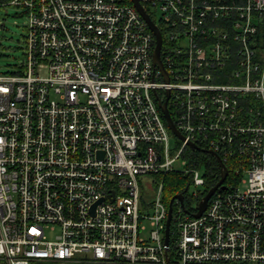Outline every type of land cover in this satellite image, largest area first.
Instances as JSON below:
<instances>
[{
	"label": "built area",
	"instance_id": "1",
	"mask_svg": "<svg viewBox=\"0 0 264 264\" xmlns=\"http://www.w3.org/2000/svg\"><path fill=\"white\" fill-rule=\"evenodd\" d=\"M139 1L168 78L132 0L0 1L28 16L0 72V264H264V0ZM199 149L228 175L194 216ZM170 172L198 202L166 243Z\"/></svg>",
	"mask_w": 264,
	"mask_h": 264
},
{
	"label": "rangeland",
	"instance_id": "2",
	"mask_svg": "<svg viewBox=\"0 0 264 264\" xmlns=\"http://www.w3.org/2000/svg\"><path fill=\"white\" fill-rule=\"evenodd\" d=\"M28 16L24 7L15 4L0 6V72H14L18 70L25 58V40ZM176 137L171 136L170 145L174 147ZM206 166L202 167L201 173L204 174ZM246 184H241L243 189ZM192 184L189 186L186 195V202L189 205H197V199H192L191 194L195 190ZM204 191L205 186H199ZM168 198L170 200L171 196ZM174 225V223H173Z\"/></svg>",
	"mask_w": 264,
	"mask_h": 264
},
{
	"label": "water",
	"instance_id": "3",
	"mask_svg": "<svg viewBox=\"0 0 264 264\" xmlns=\"http://www.w3.org/2000/svg\"><path fill=\"white\" fill-rule=\"evenodd\" d=\"M132 1L139 8L140 12L149 20L151 26L153 27V29H154V31L156 33V36H157V46H156L155 52H154V60L163 69L166 77L168 78L167 72H166V70L164 68V65H163V62H162V59H161V55H160L161 45H162V35H161V32H160L159 28L155 25V23H153V21H151L149 15H147V13H146L145 9L143 8L141 2L139 0H132ZM161 107H162L164 116L166 117V120L168 122L169 127L172 129V131L176 135H178L181 138H184V136L179 131V129L176 127V125H175V123L173 121V118H172L171 113L169 111V108L167 106V101L162 102L161 103ZM190 145L193 148H198V146L196 144H194V143H190ZM206 151L212 153L217 158L218 163H219V166H220V178L218 179V181L214 185H212L208 189V191L202 197V199L199 202V208H198V210L193 213L194 216H200L203 213V211L207 207V203H208L209 198L216 191V189H218L219 187L220 188H224L225 187V185L223 184V182L225 181V179H226V177L228 175L227 165L224 163V161L222 160V158L217 153H215L213 150H211V149H207ZM187 189H188V186H186L183 191H186ZM176 198H178L183 203L184 196H183L182 191L173 194L171 196V198H170V201H169V214H168L167 226H166V243H168V241H169L170 223H171L172 211H173V202H174V200Z\"/></svg>",
	"mask_w": 264,
	"mask_h": 264
},
{
	"label": "trees",
	"instance_id": "4",
	"mask_svg": "<svg viewBox=\"0 0 264 264\" xmlns=\"http://www.w3.org/2000/svg\"><path fill=\"white\" fill-rule=\"evenodd\" d=\"M0 1H8V0H0ZM195 154L197 155V166L203 167L206 166L207 170V189L214 185L218 179L220 178V166L217 158L210 152L204 150H196ZM199 156V157H198ZM165 182V196L166 199L169 200L168 196L171 194H175L177 192H181L185 189L186 186H189V179L187 176H184L177 172L167 173Z\"/></svg>",
	"mask_w": 264,
	"mask_h": 264
},
{
	"label": "flooded vegetation",
	"instance_id": "5",
	"mask_svg": "<svg viewBox=\"0 0 264 264\" xmlns=\"http://www.w3.org/2000/svg\"><path fill=\"white\" fill-rule=\"evenodd\" d=\"M182 193H183V196H185V191H182ZM175 201V200H174Z\"/></svg>",
	"mask_w": 264,
	"mask_h": 264
}]
</instances>
